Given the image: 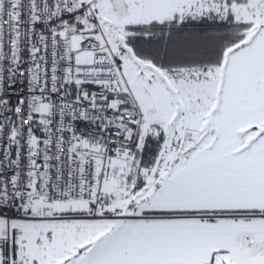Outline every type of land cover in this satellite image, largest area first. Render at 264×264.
Returning a JSON list of instances; mask_svg holds the SVG:
<instances>
[{
	"label": "snow or ice",
	"instance_id": "obj_1",
	"mask_svg": "<svg viewBox=\"0 0 264 264\" xmlns=\"http://www.w3.org/2000/svg\"><path fill=\"white\" fill-rule=\"evenodd\" d=\"M0 264H264V0H0Z\"/></svg>",
	"mask_w": 264,
	"mask_h": 264
}]
</instances>
